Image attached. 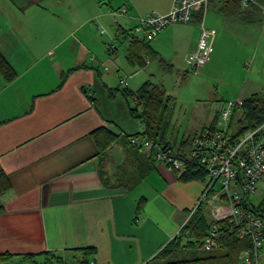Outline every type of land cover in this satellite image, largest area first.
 I'll return each instance as SVG.
<instances>
[{"label": "crops", "instance_id": "crops-1", "mask_svg": "<svg viewBox=\"0 0 264 264\" xmlns=\"http://www.w3.org/2000/svg\"><path fill=\"white\" fill-rule=\"evenodd\" d=\"M45 2L0 0V51L17 73L10 81L0 73V172L11 183L0 194V254L61 252L73 260L77 248L92 247L90 260L98 264H144L185 222L169 221V190H192L194 198L181 206L189 211L188 205L194 206L205 188L196 183L205 180L184 182L177 170L155 159L153 150L129 142L130 135L141 131L125 129V119H131L132 114L119 101L120 91L125 97L121 80L133 77L152 61L137 67L127 59L134 71L120 76L123 69L117 66L118 40L125 42L127 58L130 34L134 33L130 30L154 10L168 12L172 0L171 5L156 0L158 8L149 12H134L132 5H125L127 14H73L71 26L58 23L42 28L41 18H63L62 14H45ZM106 2L108 10L115 11L113 0ZM254 9L259 10L254 6L245 10L260 14H245L243 20L259 25L256 37L250 39L254 42L249 45L250 60L245 64L246 75L252 80L247 85V78L242 83L235 79L239 84L234 88L235 96L224 91V83L221 94L214 87L217 94L212 91L210 96L214 103L205 109L209 117L189 136L190 141L214 123L227 100H243L264 92L256 87L264 76V12ZM225 15L234 21L243 19L237 14ZM94 20L99 21L96 28ZM110 21L119 22L117 31L107 29L102 35L98 29ZM192 22L198 24L200 17ZM247 33L250 35V30ZM198 34L185 59L195 49ZM152 40L147 41L158 52ZM220 50L214 41L211 60L193 74L200 70L209 73L208 65L220 58ZM127 81L124 87L135 92ZM100 127L116 135L104 150L99 149L92 134ZM261 180L264 187V176ZM184 195L187 201L189 196ZM254 195L251 205H260L264 214V198L257 203ZM142 199L144 204L139 206ZM256 264H264V246Z\"/></svg>", "mask_w": 264, "mask_h": 264}, {"label": "rangeland", "instance_id": "rangeland-1", "mask_svg": "<svg viewBox=\"0 0 264 264\" xmlns=\"http://www.w3.org/2000/svg\"><path fill=\"white\" fill-rule=\"evenodd\" d=\"M108 0H57L56 3L51 0H46L47 11L45 14H62L63 18L61 20L56 19L55 21H48L41 18L40 26L42 28L50 27L49 24L56 25L62 23V25H72L73 14H99L100 12H112V14H127L122 13V9L125 8V5H132L134 12L136 9L138 11H152L158 8L156 0H113L114 10L110 11L107 7ZM171 5V0H164ZM224 3L223 0H212L205 17V24L207 27L216 30V50L221 49L222 53L220 58H217L212 61V64L208 65L209 73H204L201 70L198 74H193L189 72L186 65L185 55L193 47L194 39L196 38L199 31V23L190 22H173L170 23L154 40L152 44L156 47L158 52L161 54L166 62L173 65L172 70H168V67L162 66L158 60H153L145 68L140 69L139 73H136L133 77L125 76L126 79H129V87L138 92L146 80L150 79L153 83L163 85L166 90L167 97H171V102H176V106H169V129L168 138L173 143V147L177 152H184V156L187 155V152L191 148V141L184 146L182 145L183 137L192 136L195 131L201 129L203 123L206 122L207 116L205 114V109L207 104L214 103V93L217 92L218 87L221 94V84H223L224 91L229 93L231 96H235L234 88L239 85L236 83L235 79L238 82L242 83L243 80L246 82V78L252 80V77L246 72L248 68L246 67V62L250 60V48L249 45L253 44L254 39L251 41L252 37H256V33L259 32V25L252 26L246 24L244 21L245 14H260L259 12H239L235 13L243 17L239 18V21H234L232 17L226 16L222 12L221 7ZM259 10H262L260 6H255ZM255 11H259L254 9ZM253 10V11H254ZM29 14H36L29 12ZM226 16V17H225ZM226 18V19H225ZM238 18V17H236ZM117 21L118 18H116ZM237 20V19H236ZM244 20V21H243ZM119 22L110 21V23L100 26L98 31L104 35L108 29L117 31V24ZM95 28L99 26V21L94 20L92 22ZM135 26V25H134ZM102 27V28H101ZM102 29H105L102 31ZM247 30H250V35L247 33ZM100 34V33H99ZM118 40V60L117 66L121 67L123 70L119 71L120 76H124V72H129L132 69L128 64L126 58V44L125 42L119 43ZM157 43L155 44V42ZM116 45V47H117ZM220 45V46H219ZM117 55V54H116ZM113 55L112 57H116ZM110 67L109 64H107ZM110 71H113L112 68ZM134 71V68L132 69ZM117 73L118 70L116 69ZM187 76H186V75ZM226 83V84H225ZM230 85V87H229ZM257 89H264V76L262 77V82L257 83ZM121 89H128L127 87L121 86ZM120 91V90H118ZM226 93V94H227ZM217 94V93H216ZM120 102L123 104V107L127 109L130 114L129 108L136 107L137 102L134 98H130V106L128 105L125 97L123 96L122 91L119 93ZM118 99V95L116 96ZM209 106V105H208ZM142 108L138 106V113H141ZM131 119H125V129L127 131L137 132L143 131L142 122L139 117L135 118L130 115ZM133 118L135 123L133 122ZM192 138V137H190ZM187 150V152H186ZM197 181L196 183L206 186L208 181ZM204 183V184H203ZM191 188L195 189V184L191 183ZM262 186V180L259 182L258 193L253 196L255 202L259 203L264 198V187ZM174 189L169 190V221L178 222L179 220L183 221L189 217V211L185 210L186 208L181 207L185 202L194 198L195 195H192V190L186 191L181 188L173 187ZM203 190V189H202ZM187 194L189 197L187 201L185 200ZM192 195V196H191ZM201 193L199 198H201ZM199 198L196 201L195 205L189 206V210L194 209L198 203ZM171 239V238H170ZM161 249V248H160ZM193 251V252H192ZM184 249L182 253L177 256L178 258H190L195 256L207 255L210 251L202 250L199 247L194 250ZM214 251V250H212ZM158 252V251H157ZM69 255V254H68ZM63 255V253H50L47 256L37 258V264H70L72 262L71 255ZM149 257V260L154 256ZM55 256V257H54ZM52 257V258H51ZM176 257V258H177ZM39 259V261H38ZM45 261V262H44ZM11 264H14L11 262ZM19 264H31L29 262H21Z\"/></svg>", "mask_w": 264, "mask_h": 264}, {"label": "built area", "instance_id": "built-area-1", "mask_svg": "<svg viewBox=\"0 0 264 264\" xmlns=\"http://www.w3.org/2000/svg\"><path fill=\"white\" fill-rule=\"evenodd\" d=\"M211 1L172 0L168 12L154 10L142 16L131 31L139 38L152 40L170 23H190L200 17L197 45L186 56L189 71L197 73L201 64L211 60L216 37V30L205 24ZM234 1L242 9L260 6L264 12V5L257 0ZM122 13H127L126 7ZM121 84L128 86L127 79H122ZM241 103L242 100H229L221 109L216 126L206 127L192 138L191 148L188 152L186 150L185 157L206 169L209 179L199 203H206L212 222L208 234L201 241V248L218 250L225 236L233 232L239 238L249 237L252 241V248L243 252V264H256L259 250L264 246V218L253 209L250 197L258 192L259 182L264 176V123L250 131L239 143L232 142L229 122L235 107ZM129 142L153 150L155 159L172 169L182 170L187 166V160L177 155L174 148L156 143L147 134L131 135ZM189 217L172 238L184 235L187 239L190 231L184 226ZM89 263L98 264L94 259Z\"/></svg>", "mask_w": 264, "mask_h": 264}, {"label": "trees", "instance_id": "trees-1", "mask_svg": "<svg viewBox=\"0 0 264 264\" xmlns=\"http://www.w3.org/2000/svg\"><path fill=\"white\" fill-rule=\"evenodd\" d=\"M223 1L224 3L222 4L221 10L225 14H235L246 11L234 0ZM257 1L261 5H264V0ZM130 35L132 36V40L130 41L128 48L127 59L132 66L144 67L147 64V60H158L162 66H166L168 67V70H172L171 64H168L166 60L160 56V54L150 45L149 41L144 38H139L132 33ZM0 73L7 81L12 80L17 75L16 71L1 51ZM124 95L129 102V106V99L134 98L137 105L142 108L141 113H138V106H130L131 114L134 117H139V119L143 121L145 127L144 131L136 134H147L148 137L153 139L156 143L174 148L172 142L166 139V133L170 123L169 106L172 104L174 106V102H171L172 98L170 96L167 97L164 86L153 83L152 81H146L137 93L125 89ZM228 101L229 100H227L226 103ZM220 111L216 116L214 123L209 127L216 126ZM262 123H264V92L260 91L245 97L242 100L241 105L235 107L229 122V133L232 142L239 143L250 131H253ZM92 134L96 144L101 150L106 149L116 137L115 133L112 130H108L106 127H100ZM189 142V137L183 139L182 145L184 146ZM183 153L184 152H177V155H181L186 159ZM186 160L187 166L185 169H174L178 171L180 180L189 182L193 180L207 179L208 174L206 169L198 165L194 160ZM10 184L8 176L4 172H0V194L9 189L11 186ZM143 204L144 199L141 200L139 206ZM251 206L257 214L264 218V214L260 212V205L255 206L252 204ZM189 216L190 217L184 226L185 229L190 231V235L188 234L189 236L187 239L184 235L172 238L167 245L144 264H243V252L252 248V241L249 237L239 238V236L233 232H230L225 236L222 240V246L218 250L210 251L207 255L178 258L177 256H179L184 249H189L191 251L198 247L201 249V241L208 234L212 222L210 210L207 208L205 202L199 203L196 208L189 210ZM183 238L186 239L184 242ZM75 251V257L70 264H90L89 256L94 253L92 247H81L77 248ZM50 253L51 252H44L41 254L25 255H13L9 253L0 254V264H11V262L14 264H19L21 262L37 264V258L43 256L48 257V254Z\"/></svg>", "mask_w": 264, "mask_h": 264}]
</instances>
